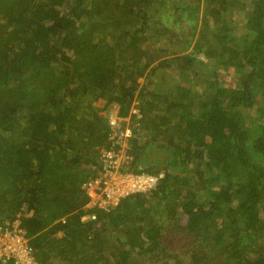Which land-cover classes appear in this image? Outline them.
I'll return each mask as SVG.
<instances>
[{
	"label": "trees",
	"instance_id": "obj_1",
	"mask_svg": "<svg viewBox=\"0 0 264 264\" xmlns=\"http://www.w3.org/2000/svg\"><path fill=\"white\" fill-rule=\"evenodd\" d=\"M135 99L132 169L164 177L84 209L103 111ZM17 214L49 264H264V0H0V216Z\"/></svg>",
	"mask_w": 264,
	"mask_h": 264
},
{
	"label": "built area",
	"instance_id": "obj_2",
	"mask_svg": "<svg viewBox=\"0 0 264 264\" xmlns=\"http://www.w3.org/2000/svg\"><path fill=\"white\" fill-rule=\"evenodd\" d=\"M138 101H133L126 115H120L119 105L111 102L105 109L107 144L99 151L100 166L97 173L85 180L81 189L87 197L84 209L109 211L123 198L135 193H147L164 177V171H135L131 139L141 126L142 114ZM23 211L25 208L22 207ZM30 213V212H29ZM27 213V214H29ZM95 212H84L80 220H94ZM64 221V217L61 218ZM49 264L37 259L30 237L15 219L0 216V263Z\"/></svg>",
	"mask_w": 264,
	"mask_h": 264
},
{
	"label": "rangeland",
	"instance_id": "obj_3",
	"mask_svg": "<svg viewBox=\"0 0 264 264\" xmlns=\"http://www.w3.org/2000/svg\"><path fill=\"white\" fill-rule=\"evenodd\" d=\"M123 1H125V0H123ZM166 10V12L167 13H172L173 12V9H172V7H171V3L169 4L168 3V5L167 6H165V9H164V11ZM232 10V15L233 16H237L236 14H233L234 13V11H235V7H232L231 9H230V11ZM198 15H199V17H198V27L200 26V24H201V19H202V17H203V10H202V8H200V10H199V12H198ZM169 20V19H168ZM208 22L210 23L211 22V20L208 18ZM169 23L171 24L170 25V27L172 26V25H174L171 21H169ZM191 23V22H190ZM210 30V29H209ZM237 32H238V34L239 33H241V26H240V22H239V24H238V26H237ZM194 38V37H193ZM169 39L170 38H167V37H165L163 40H164V44H166V46L169 48V50L170 51H177L178 49H179V51H182V49L180 48V46H178V45H174V43H178V41L177 40H170L169 41ZM210 53V52H209ZM211 54V56H215L216 57V55L215 54H213V53H210ZM214 61H215V59H214ZM205 65V64H204ZM206 65H208L209 67H212V68H214V66H215V62L212 64V59H209L208 60V62H206ZM213 65V66H212ZM233 74V71H224V72H222L220 75H221V80H222V82H224L225 84H227V86L228 85H230V80H229V77L231 76ZM242 75H244L245 74V71H243V73H241ZM125 79H127V78H125ZM126 82H128L127 80H125ZM137 82H139V83H144V80H143V77H140V78H138L137 79ZM150 87V86H149ZM134 101H136L137 102V99H135ZM100 102L102 103V101H100V100H95V104L96 105H99L100 104ZM263 105V99L261 98V96H258L257 97V99H256V103H254L253 104V106H251L248 110H247V112L251 115V118H249V124H253L254 122H255V115L257 114V115H259V117H260V114H259V112H261L260 111V109H259V107L260 106H262ZM139 107V106H138ZM105 111V110H104ZM254 115V116H253ZM104 234L106 235V234H108V232H104ZM177 239H179V238H177ZM165 244H167L169 247H174V245H175V248L177 247V244H178V241H177V243L174 241V239L172 240V237L171 238H169L168 239V241H165L164 242ZM97 246V245H96ZM180 250H183L182 248L183 247H178ZM106 250H107V252L108 251H112L113 250V253H115L116 251H117V248H116V246H114V245H111V244H109V245H107V247H106ZM182 253V252H181ZM183 256V255H182ZM111 258V257H110ZM144 263L145 264H147V260L145 259V261H144Z\"/></svg>",
	"mask_w": 264,
	"mask_h": 264
},
{
	"label": "crops",
	"instance_id": "obj_4",
	"mask_svg": "<svg viewBox=\"0 0 264 264\" xmlns=\"http://www.w3.org/2000/svg\"><path fill=\"white\" fill-rule=\"evenodd\" d=\"M103 113H104V111H103ZM161 114V113H160ZM172 122V121H171ZM142 125L144 126V124L142 123L141 124V126L139 127V129H138V133H140V131L143 129V127H142ZM146 138V137H150V132L148 131V132H146V135H144V136H142V139L143 138ZM159 152H156L155 150H152V152H151V157H150V159L149 160H151V161H153L154 159H155V157H159V155H160V153L158 154ZM140 167H141V169H144V165L142 164V163H140ZM63 235V232L61 231V230H59L58 232H57V236H62ZM94 245H96V244H94ZM110 260L112 261V258H110ZM52 264H71L68 260H66V259H61V258H55V259H53V263Z\"/></svg>",
	"mask_w": 264,
	"mask_h": 264
}]
</instances>
